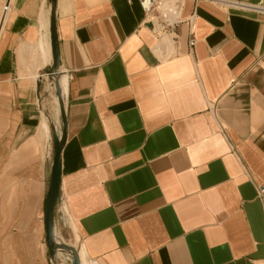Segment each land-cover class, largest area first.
Wrapping results in <instances>:
<instances>
[{
  "label": "crops",
  "instance_id": "1",
  "mask_svg": "<svg viewBox=\"0 0 264 264\" xmlns=\"http://www.w3.org/2000/svg\"><path fill=\"white\" fill-rule=\"evenodd\" d=\"M8 1L0 264H52V2ZM55 18L57 242L81 264H264V0H56Z\"/></svg>",
  "mask_w": 264,
  "mask_h": 264
},
{
  "label": "water",
  "instance_id": "2",
  "mask_svg": "<svg viewBox=\"0 0 264 264\" xmlns=\"http://www.w3.org/2000/svg\"><path fill=\"white\" fill-rule=\"evenodd\" d=\"M52 2V18H51V38H52V49H53V67L48 73L49 78L54 79L57 95L59 98L61 116L63 121L62 134L58 135L55 133L56 139V153L53 162L52 175L49 185V191L46 200V210H45V220L47 227V239L50 251V257L52 264H57L59 255L58 251L65 250L71 254L73 264H81L80 256L77 250L66 243H59L55 237V208L57 203L61 200V182H62V151L65 146L67 139V117L63 98V91L60 85V66L61 58L59 51V42L57 37V27H56V0H51Z\"/></svg>",
  "mask_w": 264,
  "mask_h": 264
},
{
  "label": "built area",
  "instance_id": "3",
  "mask_svg": "<svg viewBox=\"0 0 264 264\" xmlns=\"http://www.w3.org/2000/svg\"><path fill=\"white\" fill-rule=\"evenodd\" d=\"M140 5L143 8V10L146 12V14L152 13L156 8H158L160 5L163 4V1L165 0H139ZM200 1V0H196ZM179 5L176 6V9H178ZM10 10V1L6 0L3 4V7L0 8V35L2 32L3 22L5 19V16L7 12ZM194 39L191 40V45H194ZM264 192V187L260 188V193Z\"/></svg>",
  "mask_w": 264,
  "mask_h": 264
},
{
  "label": "bare ground",
  "instance_id": "4",
  "mask_svg": "<svg viewBox=\"0 0 264 264\" xmlns=\"http://www.w3.org/2000/svg\"><path fill=\"white\" fill-rule=\"evenodd\" d=\"M6 1V0H5ZM4 1V2H5ZM4 4V3H3ZM3 7V5L1 6V8ZM59 71H61V70H59ZM62 76H63V74L60 76V85H61V88H62V91H63V86H62Z\"/></svg>",
  "mask_w": 264,
  "mask_h": 264
},
{
  "label": "rangeland",
  "instance_id": "5",
  "mask_svg": "<svg viewBox=\"0 0 264 264\" xmlns=\"http://www.w3.org/2000/svg\"><path fill=\"white\" fill-rule=\"evenodd\" d=\"M3 0H0V8H1V6L3 5Z\"/></svg>",
  "mask_w": 264,
  "mask_h": 264
}]
</instances>
